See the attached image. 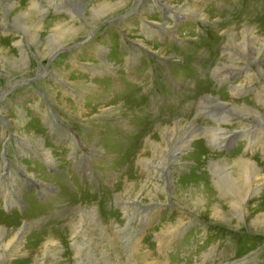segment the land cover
I'll return each mask as SVG.
<instances>
[{
  "label": "rangeland",
  "instance_id": "obj_1",
  "mask_svg": "<svg viewBox=\"0 0 264 264\" xmlns=\"http://www.w3.org/2000/svg\"><path fill=\"white\" fill-rule=\"evenodd\" d=\"M0 264H264V0H0Z\"/></svg>",
  "mask_w": 264,
  "mask_h": 264
},
{
  "label": "bare ground",
  "instance_id": "obj_2",
  "mask_svg": "<svg viewBox=\"0 0 264 264\" xmlns=\"http://www.w3.org/2000/svg\"><path fill=\"white\" fill-rule=\"evenodd\" d=\"M9 1V0H8ZM77 3V2H76ZM2 4V3H1ZM12 5V4H11ZM73 5V4H72ZM4 6V5H3ZM15 6V5H14ZM76 6V5H75ZM6 7V6H5ZM8 7V6H7ZM80 7V6H79ZM82 7V6H81ZM80 7V8H81ZM12 8H13V6H12ZM75 8V7H74ZM73 8V9H74ZM77 8V7H76ZM35 9V8H34ZM41 9H42V7H41ZM79 9V8H78ZM82 9V8H81ZM44 10H45V8H44ZM77 10V9H76ZM94 10V9H93ZM2 11H3V8H2ZM41 12V11H40ZM82 12V11H81ZM96 13H98V12H96ZM84 14V13H83ZM22 15V14H21ZM47 15V14H46ZM104 16V15H103ZM20 20V19H19ZM16 23V22H15ZM20 25V24H19ZM17 26V25H16ZM40 26V25H39ZM19 28V27H18ZM36 29V28H35ZM74 29V28H73ZM246 33H247V31H246ZM30 38H32V37H30ZM34 39V38H33ZM53 39H55V38H53ZM64 40H66V39H64ZM51 43V42H50ZM61 43V42H60ZM64 43V42H63ZM55 46H57V45H55ZM234 46V45H233ZM58 47V46H57ZM48 49V48H47ZM23 52V51H22ZM23 58H24V56H23ZM22 60V59H21ZM25 61H27V60H25ZM242 109V108H241ZM250 112V111H249ZM255 114V113H254ZM259 118V117H258ZM261 120V119H260ZM175 130V129H174ZM43 145V144H42ZM46 153H47V150L45 151ZM48 154V153H47ZM244 159H241V158H236L235 160H232V161H234V162H232L233 163V165L235 164V166H236V174L238 175V178H241V174H242V172H244V171H251V172H256L257 170H258V166H257V164H255V162H252V161H243ZM247 166V167H246ZM223 167H224V165H223ZM226 168V167H225ZM254 170H256V171H254ZM232 172H234V171H232ZM235 173V172H234ZM256 173H258V171L256 172ZM256 175V174H255ZM236 177V176H235ZM227 178V177H226ZM236 179V178H235ZM249 179V178H248ZM257 179V178H256ZM232 181V180H231ZM247 181V180H246ZM253 181V180H252ZM221 182V181H220ZM224 182V181H223ZM239 182V181H238ZM237 182V183H238ZM253 182H255V181H253ZM228 183V182H227ZM234 183V182H233ZM240 183V182H239ZM248 183L249 184H251V180L250 181H248ZM248 183H246L245 182V184H248ZM235 184H236V182H235ZM230 185V184H229ZM242 185H244V184H242ZM221 186V185H220ZM240 187V186H239ZM226 188V187H225ZM229 188V187H228ZM241 188V187H240ZM244 188V187H243ZM238 189V188H237ZM242 190V189H241ZM241 190H238V191H241ZM210 191V190H209ZM237 191V190H236ZM243 191V190H242ZM239 193V192H238ZM242 193V192H241ZM242 196H243V194H242ZM234 197V196H233ZM235 198V197H234ZM241 205V204H240ZM232 207H234V206H232ZM82 221V220H81ZM77 228V227H76ZM130 231V230H129ZM11 233V232H10ZM128 235V234H127ZM5 236V235H4ZM138 240V239H137ZM17 241V240H16ZM23 241V240H22ZM8 245H10V244H8ZM134 245H136V244H134ZM2 246V245H1ZM4 246V245H3ZM7 248V247H6ZM49 253V252H48ZM51 254V253H50ZM135 255V254H134Z\"/></svg>",
  "mask_w": 264,
  "mask_h": 264
}]
</instances>
